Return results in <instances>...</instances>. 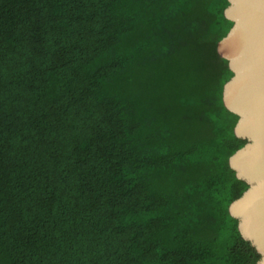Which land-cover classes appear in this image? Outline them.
<instances>
[{"label":"trees","instance_id":"trees-1","mask_svg":"<svg viewBox=\"0 0 264 264\" xmlns=\"http://www.w3.org/2000/svg\"><path fill=\"white\" fill-rule=\"evenodd\" d=\"M229 5L0 0V264L258 263Z\"/></svg>","mask_w":264,"mask_h":264},{"label":"bare ground","instance_id":"bare-ground-1","mask_svg":"<svg viewBox=\"0 0 264 264\" xmlns=\"http://www.w3.org/2000/svg\"><path fill=\"white\" fill-rule=\"evenodd\" d=\"M239 19L243 22L239 34L241 42L233 45V52L238 54V63L247 65L248 71L238 79L236 91L246 104L247 116L254 118L245 125L254 138V145L241 155L237 162L247 167L251 177L258 180L252 193L236 205L237 211L246 214L248 225L246 232L255 226L256 240L264 243V0H237ZM232 46V45H231ZM230 46V47H231ZM229 47V48H230ZM229 48H227L229 50ZM232 50V48H231ZM254 126H253V125ZM248 164V165H247ZM261 216L256 222L252 211ZM264 264V260L261 262Z\"/></svg>","mask_w":264,"mask_h":264},{"label":"water","instance_id":"water-1","mask_svg":"<svg viewBox=\"0 0 264 264\" xmlns=\"http://www.w3.org/2000/svg\"><path fill=\"white\" fill-rule=\"evenodd\" d=\"M229 1H230V5L226 8L225 12L227 17L234 21V25L232 26L228 34L218 44V48L221 55L230 60L231 68L234 70L235 73L234 76L225 85V102L230 110L236 112L240 116L238 123L236 125L237 134L240 137L246 138L248 140V142L243 148L239 149L237 152H235L232 155L231 164L233 168L237 170V176L246 180L250 184V187L243 193V195L231 204V211L236 217L239 218V228L241 230L242 235L246 239H248L252 243V245L256 247L258 252L262 255L261 259L257 263V264H261V262L264 260V243H262L263 245H261V240L255 239L254 235L258 234V231L256 230L255 226H253L254 229H251L250 232H246L245 230L246 225L250 223L246 221L247 220L246 214L239 213L236 208L237 204L242 202L250 193H252L258 180L251 177V174L247 171L246 166L239 165L237 162V159L241 155L246 153L249 149H251L255 143L254 138L250 135L251 131L249 129L247 130L245 127V125H247L248 122L250 123L254 118H250L247 116L245 110L246 104L241 100V98L238 96L239 94L236 91L235 82H237V79L242 74H244V72H247L249 69L247 65L241 64L240 62L238 63L239 60L237 59L238 54L233 52V45H235V43L241 42L239 32L241 28H243V22L242 20L239 19V14H237V12H239V5L237 4V0H229ZM227 48H229V50ZM252 215H253L252 217H254V220H256V222L259 221V219H261V216H259L255 212V210L252 211ZM248 226L250 227V225Z\"/></svg>","mask_w":264,"mask_h":264}]
</instances>
